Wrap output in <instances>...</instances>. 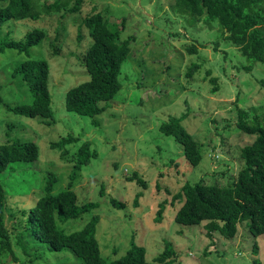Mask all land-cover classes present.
<instances>
[{
	"label": "rangeland",
	"instance_id": "374dc122",
	"mask_svg": "<svg viewBox=\"0 0 264 264\" xmlns=\"http://www.w3.org/2000/svg\"><path fill=\"white\" fill-rule=\"evenodd\" d=\"M174 7L175 0H85L79 14H45L39 20L3 26V36L14 40L36 28L46 31L41 44L31 48L30 57L13 49L0 52V141L9 137L32 140L40 153L27 173L0 174L8 190L7 202L13 210L29 208L42 194L41 181L48 171L59 176L55 191L67 187L73 156L88 141L97 156L72 180V188L80 204L92 201L98 206L80 218L57 219L60 229L77 231L92 213L99 214L97 238L107 260L123 257L137 244L145 247L147 260L154 261L169 242L175 250L171 264H256L257 258L264 264V233L251 235L241 224L235 237L228 238L220 232L208 235L204 225L176 221L181 203L173 206L172 199L186 182L228 186L236 180L243 164L241 147L256 138L237 127L236 111L240 107L264 118V67L246 69L247 59L238 47L222 39L216 24H192ZM98 11L110 22L125 26L124 38H134L132 54L122 65L121 91L103 114L90 117L68 111L66 94L90 79L83 62L92 38L83 19ZM215 41L221 44L216 47ZM191 44L197 45L198 52L188 51ZM29 58L50 63L52 124L6 107L32 101L20 82L9 84L4 70L13 61ZM195 63L201 68L189 78L186 72ZM212 78H217L215 84ZM172 116H184L182 124L201 144L203 156L198 165L186 157L175 135L161 131ZM8 125L13 126L10 131ZM71 137L75 140L62 148L68 153L54 145ZM19 217L10 220L9 226L13 220L20 222ZM11 237L14 252L19 260L25 257V264H86L69 249L54 251L20 242L15 232ZM23 243L32 256L23 252ZM17 263L12 254L5 259L0 256V264Z\"/></svg>",
	"mask_w": 264,
	"mask_h": 264
},
{
	"label": "trees",
	"instance_id": "16d2710c",
	"mask_svg": "<svg viewBox=\"0 0 264 264\" xmlns=\"http://www.w3.org/2000/svg\"><path fill=\"white\" fill-rule=\"evenodd\" d=\"M85 0H0V52L7 49L26 53L30 57L31 48L41 44L46 38V31L36 28L21 40H14L9 35L3 36V26L11 21L39 20L45 14L67 12L80 13ZM174 10L192 24L204 22L211 27L216 24L222 39L238 47L247 59L248 70L256 66L264 67V0H175ZM83 23L89 30L92 43L84 56V66L90 74V79L72 87L66 94L68 111L80 115L96 117L103 114L110 102L114 100L123 87L120 75L123 63L132 54L131 41L134 36L124 38V25L110 22L101 11L84 17ZM218 47L221 42L215 41ZM191 53L198 52L196 44L187 46ZM201 68L199 63L192 64L186 76L192 78L194 72ZM9 75V84L14 86L20 82L32 95L29 103L7 104L8 110L20 115L37 118L47 124H52L55 111L52 107L50 91V63L47 59H25L13 61L4 67ZM212 83L217 78L211 79ZM216 87L213 91L216 92ZM2 101V98H0ZM237 127L240 131L255 135L250 144L240 150L243 161L237 173L236 180L228 186L207 184L205 182H186L174 195L172 204L181 203L176 213V221L183 225H204L208 235L220 232L232 238L239 231V226L245 224L249 233L259 236L264 233V118L250 114L247 109L237 107ZM184 116H172L169 122L161 125V131L166 135H175L183 145L186 157L192 164L198 165L202 160V146L182 124ZM97 123L96 121H94ZM13 128L8 125V131ZM5 136V135H4ZM2 137V136H1ZM9 137V136H8ZM74 138H63L55 146L65 148ZM63 153H68V150ZM38 144L32 140L9 139L0 141V174L17 175L27 173L29 164L39 160ZM97 156L96 150H91V143L84 142L78 147L74 158V170L70 174L69 185L55 191V182L59 176L48 171L41 185L42 194L29 208H13L7 202L8 190L0 180V256L14 255L11 234L14 232L20 242L45 245L50 250L60 251L69 249L86 264H171L170 257L175 254L171 243L154 261L146 258L144 246L133 244L127 253L118 259L107 260L101 254L97 238V228L101 220L99 214L92 213L91 218L77 231L66 232L58 227L57 219L65 222L70 219L83 217L92 212L96 202L78 201V195L72 188L73 181L79 172ZM42 178V179H43ZM140 182L143 180L141 178ZM33 187H35L33 185ZM38 187V186H37ZM101 193H103V188ZM117 206L121 202L112 200ZM163 206V204H162ZM160 213L162 211L160 210ZM20 216V222H8ZM24 248L23 252L32 254ZM257 252V250H255ZM38 254V250H36ZM38 258V255H37ZM36 258V259H37ZM33 262V260H31ZM260 264V259L255 260Z\"/></svg>",
	"mask_w": 264,
	"mask_h": 264
}]
</instances>
